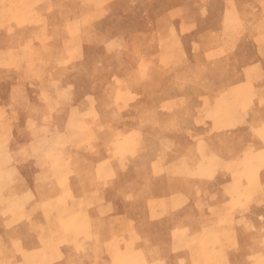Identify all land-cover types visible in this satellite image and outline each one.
I'll return each mask as SVG.
<instances>
[{"label":"crops","instance_id":"1","mask_svg":"<svg viewBox=\"0 0 264 264\" xmlns=\"http://www.w3.org/2000/svg\"><path fill=\"white\" fill-rule=\"evenodd\" d=\"M59 1L27 0L32 3L28 9L22 0H0V225L15 222L23 231L29 222L49 234L63 224L61 233L68 238L72 218L78 235L89 222L102 239L126 234L127 240H141L153 250L142 245L150 264H194L198 249L203 255L199 264H249L248 257L263 255L252 245L264 239V168L248 171L246 166L248 159L264 158V142L256 135L264 126L257 123L264 121V84L253 100V123H224L220 129L216 123H145L142 154L123 161L113 146L118 133L131 138L139 126L86 119L72 127L66 123L72 110L99 111L98 103L93 108L88 100H97L96 92L71 91L70 77L55 88L52 80L58 78L49 72L29 87L16 71L22 58L7 57L8 45L18 48L23 33L26 41L52 35ZM260 10L262 17L255 22L263 20ZM96 11L84 8L74 17L81 21ZM10 30L16 37L8 35ZM238 42L235 47L242 46ZM218 46L222 44H214ZM67 93L64 114L55 118L58 96ZM25 97H30L27 110ZM10 111L21 112L20 123ZM54 118L56 123L49 121ZM199 138L206 141L208 161L198 152H184L185 145L198 149ZM252 146L255 152L248 151ZM153 240L166 241L170 253L154 255L158 245Z\"/></svg>","mask_w":264,"mask_h":264},{"label":"rangeland","instance_id":"2","mask_svg":"<svg viewBox=\"0 0 264 264\" xmlns=\"http://www.w3.org/2000/svg\"><path fill=\"white\" fill-rule=\"evenodd\" d=\"M59 2V10L53 15L52 35L34 36L26 41L28 34L23 33V43L18 42V48L12 47L9 41L7 57L22 58L16 64V71L29 87H34L36 81L40 83L49 72L58 78L52 80L55 88L61 86L62 79L70 77L67 84L71 91L96 92L98 99L88 97V100L93 108L97 102L99 111L72 110L66 122L72 123V127L86 119L121 123L124 128L131 123L139 126L131 138L119 133V142L113 144L119 159L124 161L130 154L135 157L142 154L145 123H216V128L220 129L224 123L254 122L253 100L264 84L261 63L264 60V17L259 22L255 20L262 17L260 9L264 11V0ZM28 5L31 9L32 3ZM84 8L97 11L81 21L76 20L74 12ZM242 14H247L248 19ZM44 21L40 19L39 24ZM8 35L16 37L12 30ZM238 41L241 47H235ZM217 42L222 46L214 47ZM45 56L52 59L44 61ZM29 58H37L38 62H31ZM21 61L24 62L21 64ZM73 97L70 94V99ZM66 99L68 93L58 96V106L53 112L55 118L64 112L61 104ZM24 103L27 110L30 97H25ZM12 116L20 123L21 112H13ZM55 118L49 121L56 123ZM256 135L264 142V126ZM204 140L196 141V150L185 145L184 152L189 155L198 152L206 159ZM153 146L158 145L151 143ZM248 151L256 149L252 146ZM262 168L264 158L248 159V171ZM261 205L264 208V204ZM260 220L264 224V217ZM23 226L22 231V226L15 222L0 225V264H150L141 240H127L126 234L114 240L102 239L89 222L82 235H78L74 232L72 218V224L67 226L71 235H67L68 238L61 233L63 224L49 234L40 232L29 222ZM153 242L158 245L154 255L170 253L166 241ZM184 247L187 246L183 245L182 249ZM255 247L261 248L263 255L250 256L247 262L264 264V239L253 241L252 249ZM201 257V250L194 251V264H199Z\"/></svg>","mask_w":264,"mask_h":264},{"label":"bare ground","instance_id":"3","mask_svg":"<svg viewBox=\"0 0 264 264\" xmlns=\"http://www.w3.org/2000/svg\"><path fill=\"white\" fill-rule=\"evenodd\" d=\"M27 1V0H26ZM28 3V2H27ZM28 9H30V8H28ZM27 11V10H26ZM25 13V12H24ZM23 14V13H22ZM39 24V23H38ZM43 24V23H42ZM46 24V23H45ZM90 34V33H89ZM91 36V35H90ZM29 62V61H28ZM33 62V61H32ZM56 96V95H55ZM121 97V96H120ZM118 111V110H117ZM5 113V112H4ZM7 122V121H6ZM2 123V122H1ZM223 126V125H222ZM83 134V133H82ZM116 134V133H115ZM119 134V133H118ZM4 140V139H3ZM263 140V139H262ZM62 141V140H61ZM72 141V140H71ZM121 142V141H120ZM6 143V142H5ZM78 144V143H77ZM177 144V143H176ZM36 150V149H35ZM59 153V152H58ZM186 153V152H185ZM131 155V154H130ZM120 156V155H119ZM251 157V156H250ZM180 159V158H179ZM247 159V158H246ZM171 161V160H170ZM58 165V164H57ZM180 166H181V164H180ZM169 167V166H168ZM182 167V166H181ZM257 168V167H256ZM256 170V169H255ZM178 174V173H177ZM259 184V183H258ZM2 190V189H1ZM157 194H158V192H156ZM183 197V196H182ZM180 199V198H179ZM182 199V198H181ZM182 201H183V199H182ZM155 202V201H154ZM176 202H177V200H176ZM183 203V202H182ZM141 213V212H140ZM220 220V219H219ZM72 222V221H71ZM81 224V223H80ZM55 234V233H54ZM139 238V237H138ZM225 239V238H224ZM132 241V240H131ZM230 241V240H229ZM41 244V243H40ZM173 245V244H172ZM134 252V251H133ZM138 252H139V250H138ZM123 256V255H122ZM203 256V255H202ZM141 259V258H140ZM138 261V260H137ZM141 263V262H140ZM144 264V263H143Z\"/></svg>","mask_w":264,"mask_h":264}]
</instances>
